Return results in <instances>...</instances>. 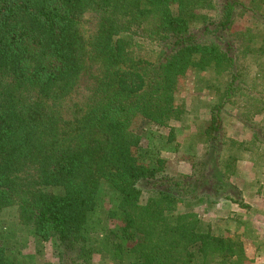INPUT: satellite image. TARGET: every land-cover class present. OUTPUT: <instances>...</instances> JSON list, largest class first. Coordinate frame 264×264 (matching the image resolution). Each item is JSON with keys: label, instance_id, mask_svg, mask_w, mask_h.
I'll return each instance as SVG.
<instances>
[{"label": "trees", "instance_id": "obj_1", "mask_svg": "<svg viewBox=\"0 0 264 264\" xmlns=\"http://www.w3.org/2000/svg\"><path fill=\"white\" fill-rule=\"evenodd\" d=\"M254 3L0 0V264H22L18 233L51 244L57 264H249L241 236L202 214L247 207L239 160L264 170V65L241 62L264 40L232 29L238 14L257 17ZM191 71L227 79L197 125L190 172L171 175L142 133L175 140ZM227 114L249 140L226 136ZM13 210L15 229L1 218Z\"/></svg>", "mask_w": 264, "mask_h": 264}, {"label": "rangeland", "instance_id": "obj_2", "mask_svg": "<svg viewBox=\"0 0 264 264\" xmlns=\"http://www.w3.org/2000/svg\"><path fill=\"white\" fill-rule=\"evenodd\" d=\"M244 1L248 4H250L251 2H255L254 5L257 8L258 13L257 17L252 16L250 13L238 14L232 28L234 33L236 34V37L239 35L242 39L243 33L246 34V31L248 29H253L254 32L259 33L258 39L260 41L264 40V0ZM260 45L264 47V43L263 45L261 43L257 44V47H260ZM239 53H242V55L244 56L242 48ZM256 58L258 59L255 60L251 53H249L246 57L242 58L241 62L243 61L244 64L249 66L251 70H255L258 64L264 65V53H257ZM197 75L198 74L192 71L189 72L188 75L181 80L180 86L178 88V98H183V101L187 103V109L189 110V112H186V118L183 122H179L176 124L177 134L175 136V140L173 142H167L166 137L170 132L168 128H159L157 126L147 125L144 129V132L142 133L144 138V147H146V149L153 148L159 150L161 157L165 158L167 161L165 165L166 172L171 175L179 174L178 170L180 169L187 171L189 170V165L192 163L191 158L193 157V151H191V148L194 146L196 147V143H198L199 145L198 152H200L199 150L201 149L202 138L199 135L196 136V134L202 130V127L201 129H199L197 125L204 126V124L206 123L207 119L209 118L208 105L214 98H216V87L222 88L225 85L227 79V75L214 77L211 75H206L205 73H199V79L195 78ZM230 110L235 114L234 110ZM255 120L259 127L262 129V127L264 126V114L261 116H257ZM139 123L140 120H137L135 126L137 127ZM224 130L228 138H236L242 140L250 139V131L247 129V127H243V125H241L237 118L233 117L232 114L226 115ZM183 166L186 167L184 168ZM255 172L256 173L253 174V177L255 179L254 181H252V186H254L252 189H258L259 186H263L264 188V170L259 168L258 171L255 170ZM251 201L252 199L250 198H243L242 204H246L247 207H244L242 209V213L239 216V218H242V220L239 222V219L234 218L233 221H235L236 223L229 222L228 224L225 220H223L225 225L220 233L225 235L238 234L239 236H241V238H243V240L245 239L247 241H245L246 243H248V239L259 237V229L261 231L262 228V226H260V222H264V213L262 212L264 207V199L261 198V203H259V205H257L258 203H254V206L252 205L253 202ZM221 202L217 204L218 207L216 206V208L213 209L215 210L214 212L219 214V218L218 220H216V223H218L221 218H226L224 216H227L229 214L227 212L229 210V202L223 201L224 203L220 204ZM213 210L204 213L200 211L201 213H203L202 218L205 223L213 224V221H211L212 219H209L214 214ZM257 210H260V212H258ZM1 218L3 219V222H5L4 224L6 226H11L13 229L16 228L13 226L15 220L14 210L2 214ZM226 225L228 226L226 227ZM239 231H241L242 233H237ZM17 240L20 242V246L15 249V252L17 250L16 253H18L16 260H18L22 264H57L54 250L51 244H39L31 236H27L26 233L25 237H22V233H18ZM246 248L249 253L252 251L245 245V249ZM100 261L101 259L99 257L95 258L96 264L102 262ZM248 263L253 264L251 261H249Z\"/></svg>", "mask_w": 264, "mask_h": 264}, {"label": "crops", "instance_id": "obj_3", "mask_svg": "<svg viewBox=\"0 0 264 264\" xmlns=\"http://www.w3.org/2000/svg\"><path fill=\"white\" fill-rule=\"evenodd\" d=\"M237 169H238L237 179H240L241 194L243 192L242 197L252 199L251 202H253L252 203L253 206L255 205L254 203H258L257 205H259V203H261V198L264 199V193H263L264 188L262 189L261 192L259 191V189L248 188L249 187L248 184L252 183V181H254V179H255L253 177V174L256 173L255 169H254V163L251 160H249L247 158V156H245L243 159L238 161ZM190 170H191V164L189 165L188 171L180 169V170H178V173H189ZM242 170L245 174L243 177H242ZM243 181H244V183H242ZM249 181H251V182H249ZM263 183H264V181H263ZM224 202H229V210L227 211L229 214L227 216L223 215L226 218H223V219L221 218L219 221L220 223L219 222L216 223L217 222L216 220H218V218H219V214L214 212L215 210H213V213H214L213 216L211 218H209L210 220L212 219L211 221H213L212 227L216 233H220V231L224 227L225 224H224L223 220H225L227 222V224L229 222L236 223L235 221H233L234 218L239 219L238 220L239 222L242 220V218H239V216L241 215L242 209L244 207L238 203H234V202H230V201H224ZM224 202L222 201L220 204H222ZM257 211L260 212V210H257ZM262 212L264 213V207H263ZM227 226L228 225H226V227ZM260 226H262V228H261V231L259 229V234H258L259 237H254L252 239H248V243H246L247 241L244 239V242L246 241L244 243L246 245V247H249L252 250L249 253L247 251V248H246L247 256L253 264H264V222L263 221L260 222ZM223 232H225V231H223ZM237 233H242V232L239 231Z\"/></svg>", "mask_w": 264, "mask_h": 264}]
</instances>
